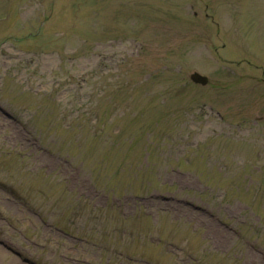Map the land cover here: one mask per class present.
I'll use <instances>...</instances> for the list:
<instances>
[{
    "label": "rangeland",
    "instance_id": "rangeland-1",
    "mask_svg": "<svg viewBox=\"0 0 264 264\" xmlns=\"http://www.w3.org/2000/svg\"><path fill=\"white\" fill-rule=\"evenodd\" d=\"M0 241L264 264V0H0Z\"/></svg>",
    "mask_w": 264,
    "mask_h": 264
},
{
    "label": "water",
    "instance_id": "water-1",
    "mask_svg": "<svg viewBox=\"0 0 264 264\" xmlns=\"http://www.w3.org/2000/svg\"><path fill=\"white\" fill-rule=\"evenodd\" d=\"M191 79L198 84L206 85L209 82V78L200 74L199 72H194L191 75Z\"/></svg>",
    "mask_w": 264,
    "mask_h": 264
}]
</instances>
